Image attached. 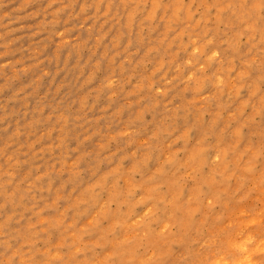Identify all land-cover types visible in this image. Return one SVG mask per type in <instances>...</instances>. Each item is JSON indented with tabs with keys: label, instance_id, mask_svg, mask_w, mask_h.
<instances>
[{
	"label": "clouds",
	"instance_id": "9594fccd",
	"mask_svg": "<svg viewBox=\"0 0 264 264\" xmlns=\"http://www.w3.org/2000/svg\"><path fill=\"white\" fill-rule=\"evenodd\" d=\"M135 3L143 7L149 0ZM150 9L145 11L148 25L168 26L163 42L166 55L159 56L154 79L142 77L134 86L146 93L148 105L138 118L140 126L121 133L134 138L133 144L141 139L138 132L147 138L135 156L104 163L105 168H114L135 160L136 167L127 173L115 168L99 183H82L78 187L89 198L61 210L44 225L33 223L32 217L53 205L38 208L32 185L22 193L11 171L0 173V264H202L192 245L220 248L226 258L215 264H264V237L249 239L252 229L242 231L235 217L229 227L227 212L219 223L208 221L214 225L211 231L202 229V236L186 242L189 217L199 218V211H192L188 189L178 186L191 181L198 171L193 165L207 149L189 157L191 143L180 152L168 147L170 142L180 146L197 135L199 117L207 106L230 110L233 143L209 153L217 173L207 182L231 180L235 186L243 178L245 189L255 184L253 194H262L264 200V0H151ZM110 79L111 85L105 87L120 85L115 75ZM175 90L199 98L205 107L198 110L196 104H182L175 112L169 110L163 101ZM252 127L261 129L258 136H249ZM211 135L206 133L204 140ZM245 144L250 147L241 155ZM125 174L130 176L127 184ZM93 212L92 220L82 224ZM259 223L264 228V215ZM257 243L259 252L252 259L232 260L229 253L247 255Z\"/></svg>",
	"mask_w": 264,
	"mask_h": 264
},
{
	"label": "rangeland",
	"instance_id": "374dc122",
	"mask_svg": "<svg viewBox=\"0 0 264 264\" xmlns=\"http://www.w3.org/2000/svg\"><path fill=\"white\" fill-rule=\"evenodd\" d=\"M150 3L137 7L135 0H0V173L11 171L22 193L32 185L38 208L53 205L32 217L33 223L44 225L61 210L88 199L78 187L82 183H99L115 168L127 173L136 167L135 160L114 168H105L104 163L114 157L135 156L147 138L143 131L138 132L141 139L133 144L134 138L121 133L140 126L138 118L148 105L146 93L137 92L134 86L142 77L154 79L159 56L166 55L163 42L169 29L166 23H146ZM157 47L161 48L159 54L154 52ZM111 75L120 80L118 87H105L111 85ZM178 91L163 101L169 110L175 112L182 104H196L198 110L205 107L199 98L178 95ZM207 107L199 117L195 137L180 146L168 145L180 152L191 143L189 157L207 149L193 165L198 171L191 181L178 186L188 189L192 211H199V218L189 217L186 242L202 236V229L211 231L214 225L208 221L219 223L225 212L229 227L235 217L242 231L252 229L249 239L264 237L259 223L264 200L262 194H253L255 184L245 189L243 178L235 186L231 180L207 182L217 173L209 153L230 147L234 131L230 110ZM177 123L183 126L182 119ZM209 131L212 135L205 141ZM260 131L252 127L249 136H258ZM249 147L245 144L240 154ZM129 181L125 174L124 183ZM95 215H88L82 224ZM245 216L250 218L240 219ZM192 246L202 264L226 258L220 248ZM258 252L257 243L247 255L229 254L232 260H248Z\"/></svg>",
	"mask_w": 264,
	"mask_h": 264
}]
</instances>
